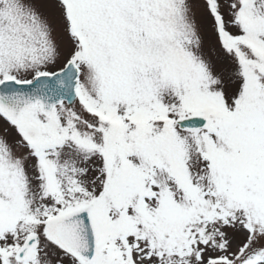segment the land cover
<instances>
[{
    "label": "snow or ice",
    "instance_id": "1",
    "mask_svg": "<svg viewBox=\"0 0 264 264\" xmlns=\"http://www.w3.org/2000/svg\"><path fill=\"white\" fill-rule=\"evenodd\" d=\"M0 264H264V0H0Z\"/></svg>",
    "mask_w": 264,
    "mask_h": 264
}]
</instances>
